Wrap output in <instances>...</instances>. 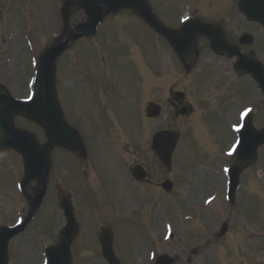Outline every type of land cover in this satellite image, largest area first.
Masks as SVG:
<instances>
[{
    "label": "rangeland",
    "instance_id": "1",
    "mask_svg": "<svg viewBox=\"0 0 264 264\" xmlns=\"http://www.w3.org/2000/svg\"><path fill=\"white\" fill-rule=\"evenodd\" d=\"M156 5L161 8V10L164 12L165 17L168 21H173L174 18L171 17V14L166 6V4H173V11L177 14H179L186 3L191 2V0H154ZM13 3V4H12ZM21 2H16V0H0V14L2 16V22H3V29L0 33L4 32V27L6 25H11L10 19L12 15H16L17 7ZM32 3V2H31ZM201 8V18L206 19L207 12L204 11V4L202 0H199ZM33 4V3H32ZM13 6V7H12ZM9 13L12 15L10 16ZM229 24L227 23V27ZM21 27L17 28V31L20 32ZM160 52V51H159ZM158 52V53H159ZM21 53H23V49L17 48V54L15 56V61L11 63L10 70L13 72V85L14 88L11 90L18 95H25L27 93V90L25 88H18L17 85V79L19 74L21 73V70L17 71V58L21 56ZM162 53V50H161ZM161 75H156L154 80L160 79ZM27 119H23L20 117H15V121L17 124L21 126H25L33 133L37 134L42 132V127L40 125H37V127L30 122L26 121ZM83 129L86 127L82 122H79ZM74 124V123H72ZM124 133V128H123ZM44 136V135H43ZM40 140H43L42 136H39ZM204 139V146L209 145L207 138H204L202 135L194 137L195 140V146L201 148V140ZM148 148V146H146ZM189 150V147H188ZM19 155L9 153L7 156L2 157L0 159V214L2 215L3 219H7L9 215H15L19 212H22L23 210V194L18 191H14L13 188V182L15 180H20V169L21 165L19 164ZM192 159H194V155L191 156ZM186 159V158H185ZM59 169H62L61 162L58 163V167L55 170V172L52 173V179L54 181H58L59 183L63 182V177L60 173H57ZM264 186V185H263ZM250 190L248 191V194L244 195V201L246 204H249V208L251 210H254L257 207H260L263 203L262 197L263 193L259 191L258 186H254V182H251L249 185ZM249 202V203H248ZM54 206L55 202H54ZM247 206V207H248ZM246 207V208H247ZM161 208L162 214H169L172 213L173 204L170 201H167L166 199L161 198L157 202L155 210H158ZM143 210V207L141 208ZM160 210V209H159ZM107 216L110 215V213L103 211ZM144 213V212H143ZM11 222L13 219V216L10 217ZM61 215L60 212L57 210L55 211L53 209L52 205V198H48L45 202L42 203V205L39 207L33 218L31 219V222L27 226V228L14 239V245L17 248V255L18 259L21 257L20 249L24 246L28 253V256H34V257H40L42 254V247H45L51 242L53 232L55 228H57L60 224ZM10 223V222H9ZM142 220L135 218L132 221L131 230L138 232L142 237L146 240H149V233H151L152 226H147L144 228L142 225ZM132 231H128L126 234V242L121 247V249L130 255H132L137 247V240L135 233ZM263 239H264V228L262 231ZM22 240H25L24 242H21ZM172 249H174L172 247ZM169 251V249H168ZM14 255V253H13ZM30 259V258H28ZM264 263V259H263Z\"/></svg>",
    "mask_w": 264,
    "mask_h": 264
},
{
    "label": "flooded vegetation",
    "instance_id": "2",
    "mask_svg": "<svg viewBox=\"0 0 264 264\" xmlns=\"http://www.w3.org/2000/svg\"><path fill=\"white\" fill-rule=\"evenodd\" d=\"M221 22L225 25V19H221ZM142 33H138V37H142ZM244 50L245 48L241 46ZM245 51V50H244ZM211 80H207L205 88L212 95H217L221 89L223 88V82H217L214 80L213 75L211 76ZM106 81L103 79H97L94 81V91L96 94H103L104 86ZM88 88H91L89 85ZM108 90V86L105 87ZM115 89L111 92L114 93ZM178 102L174 103V106H177ZM214 119L207 120L204 116H202L200 105H191L188 107L187 117H192V119L196 120V125H198L204 133L209 138V145L207 147L209 149L221 148L225 145L226 139L229 136V124L234 122V116L228 117L227 114H222L220 116H216V113L213 114ZM214 165L210 164L208 169L206 170H190L191 176L188 177L187 180H181V178L174 185V196L177 198H189L194 201L199 200L200 198L205 197L207 194H213L216 200L221 199L224 193V186L222 179L219 175H207L211 173ZM88 171H93L97 174V171L94 168H90L88 166ZM145 169L147 171V176L153 179H158L161 176V168L159 169L156 165V160L152 159V167L149 165H145ZM181 172V171H180ZM87 178V176H86ZM151 180V179H150ZM153 181V180H152ZM147 183L146 180L137 182V185H143ZM83 187H89L92 190H97L95 193L101 196L104 195H114L118 191L115 188H111L112 186L107 183L100 182L97 184L95 179L83 181ZM156 184V183H154ZM223 203H217V207L207 208L206 212L200 213L197 218L200 222L208 224V225H219L223 226L224 232L218 234L212 238H214V242L222 241L224 244L229 243V233H228V216L225 214L222 206ZM219 238H222L221 240ZM208 244H214L208 243Z\"/></svg>",
    "mask_w": 264,
    "mask_h": 264
},
{
    "label": "water",
    "instance_id": "3",
    "mask_svg": "<svg viewBox=\"0 0 264 264\" xmlns=\"http://www.w3.org/2000/svg\"><path fill=\"white\" fill-rule=\"evenodd\" d=\"M249 6H250V5H249ZM247 11H249V9H247ZM45 77H46V79L49 78V71H47V70H45ZM47 89L49 90V92L47 93V95L50 97V99L48 100V103H49L50 105L54 106L55 104H54V101H53V99H52L51 87L49 86L48 83H47ZM41 91H42V88H40L39 93H40ZM35 103H36V102H35ZM47 109H48L47 104H42V107L40 108L38 114H34V113H30V112H24V111H19V112H24V113H26V114H28V115H30V116L33 115L32 117H34V116L40 117V116L42 115L41 112H42V111H45V110H47ZM2 116H3L4 118H6V119L9 121V119H8L7 116H6V114H5V115H2ZM40 118H42V117H40ZM42 119H43V118H42ZM2 120H4V119L2 118ZM43 120L47 123V124H46V123L44 122V123L46 124L47 128H49V127H48L49 122L46 121L45 119H43ZM53 127H54V128H58V129L61 131L62 135L66 137V138H64V139L57 138V140H58L59 142H65V143H71V142H72V140H70L66 135H64V131H63L62 127L59 125L58 120H53ZM50 132H51V131H50ZM21 137H22L24 143H28L29 141H32V138L29 137V136H27L26 133L21 132ZM74 139L76 140V138H74ZM172 146H173V145L171 144V145H170V149H171ZM170 149H169V150H170ZM168 153H169V151H168V152H167V151H161V158H162L163 160L167 161ZM38 156H39L40 158L44 159V163H46V162H45L44 155H43L41 152H38ZM37 169H38V171H39L40 173H43L44 171L47 170V165H46V164L38 165V166H37ZM59 204H60V207H61V208H63V209H64V208L69 209V206H68V204L64 201L63 197H61ZM60 245H61V246L63 245V240L60 242L59 246H60Z\"/></svg>",
    "mask_w": 264,
    "mask_h": 264
}]
</instances>
